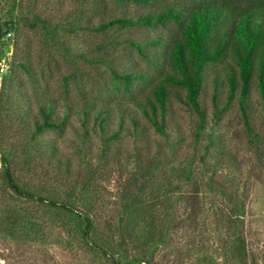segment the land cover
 Segmentation results:
<instances>
[{"label":"trees","instance_id":"trees-1","mask_svg":"<svg viewBox=\"0 0 264 264\" xmlns=\"http://www.w3.org/2000/svg\"><path fill=\"white\" fill-rule=\"evenodd\" d=\"M115 1L148 4L158 0ZM104 12L98 15L97 32L174 23L177 31L170 39L161 35L123 38L140 56L159 63V77L154 79L148 73L117 72L111 68L113 80L121 81L126 89L136 81L150 84L149 93L142 101L135 102V110L128 114V120L119 114L117 129L113 131H106L114 118L110 109L96 99L82 98L76 111L65 102L64 113L55 117L54 100L44 96L38 100L40 118L35 120L20 152L28 167L32 161L29 157L33 158L34 153L45 154L43 158L46 166L55 172L56 184L44 189L37 187L30 177L16 174L12 158L17 155L10 150L8 141H0V204L6 216L0 217V224L6 225L11 237L38 240L46 237L47 226L60 228L64 232L59 237L61 244L77 255L88 256L86 261L93 264H163L159 252L172 246V234L179 233L178 239L188 240L189 245L185 233L202 232L206 223L210 225L205 217H212L214 222L216 219L220 222V232L224 233L222 248L231 263L250 264L243 233V192H239L236 183L223 184L216 179V171L207 168L209 164L214 168L223 165L239 172L238 161L229 151L225 153L227 150L217 145L209 133L201 153L195 151V146L207 128V115L200 103L207 82L213 88V121H220L236 102L250 142L257 143L259 135L252 126L251 87L255 82L264 103V0L165 1L160 3L158 11L134 16H106ZM21 21L54 40L56 31L49 27L47 20L37 15L30 18L28 14ZM14 25L12 19L3 20L0 15V47L2 38ZM1 58L0 48V64ZM19 64L30 74L27 64ZM12 68L8 73H0V109L5 103L4 112H23L21 105H8V93L15 81ZM222 87L227 89L223 103L219 99ZM172 99L185 104L196 116L191 151L181 149L186 145L183 130L172 116ZM73 112L82 117L84 135L90 116L93 127H100L101 160L105 156L120 157V143L127 136L134 138L135 148L141 147L143 157L140 159L134 154L129 174L120 186L116 217L102 220L97 217L95 169L87 166L83 174L73 170L70 157L61 158L56 145L43 138L46 131H62L71 124ZM169 127L177 134L175 139L170 137ZM150 129L162 136L164 142L152 137ZM209 156H215L212 163L207 161ZM71 176L74 178L70 179ZM21 201L39 207L44 217H25L26 213L15 209ZM171 264L181 262L176 259Z\"/></svg>","mask_w":264,"mask_h":264},{"label":"rangeland","instance_id":"rangeland-1","mask_svg":"<svg viewBox=\"0 0 264 264\" xmlns=\"http://www.w3.org/2000/svg\"><path fill=\"white\" fill-rule=\"evenodd\" d=\"M165 1L191 2L158 0L148 4H136L115 0H0L1 18L12 19L15 22L10 36L5 35L2 38L3 44L0 47L1 63L3 62L5 67L3 73H8L13 66L11 74L15 80L8 93V105L11 107L14 103L23 107V112L17 110L4 112V103L0 109V141H8L11 145L10 150L17 155L16 158H12V168L16 174L30 177L29 180L34 181L40 188L51 189L56 184L55 172L46 166L43 158L45 154L34 153L33 158L29 157L32 161L28 167V164L24 163V155L20 152L21 145L29 138L28 135L34 128L35 120L40 118L38 100L43 96L54 100L56 112L54 117L64 113L65 102L72 105V111H76L82 98H88L103 102L110 109V115L114 118L106 131L117 129L119 114L122 113L125 121L128 120V114L135 110V102L142 101L149 93L150 84L136 81L126 89L121 81L113 80L111 68L117 72H144L156 79L159 77L157 67L159 63L150 62L140 56L136 50L123 42V38L139 39L161 35L164 39H170L175 35L177 27L169 22L154 27L141 26L126 30L113 28L108 32L113 35L110 36L108 33L95 31L99 24L98 15L102 11H105L106 16H134L152 10L158 11L160 3ZM28 14L30 18L37 15L47 20L49 27L56 31L54 40H50L48 34L25 26L21 20ZM20 62L27 64L31 75L20 67ZM226 94V87H222L219 91L221 103L225 101ZM212 95L213 88L207 82L200 95L201 106L207 115V128L202 134L201 142L196 144L195 151L201 153L202 143H206V136L209 133L217 145L227 150L225 153L229 151L238 161L239 172L235 170L233 172L232 167L223 165L214 168L209 164L207 168L216 171L217 180L225 185L229 182L236 183L239 192H243L245 202L243 233L250 264L252 262L264 264V103L253 82L252 126L259 135L255 146L250 142V135L236 102L220 121H213ZM172 109V116L183 130L186 146L181 149L191 151L194 148L192 135L196 126V116L185 104L175 99H172ZM138 116L141 120V115ZM81 121V115L73 112L71 124L62 131H46L43 138L56 145L61 158L70 157L73 170H80L83 174L87 172V166L93 171L95 169L93 177L96 185L94 199L97 217L101 220L116 217L114 211L119 204L120 186L129 174L134 154L137 153L140 159L143 157L141 147L135 148L134 138L127 136L120 143L122 148L120 157L105 156L101 160L99 156L103 144L100 127L98 125L93 127L90 116L87 123L88 131L84 135ZM142 121L145 122L144 118ZM168 132L172 139L177 137L170 127ZM150 135L164 142V138L154 134L152 129ZM113 155L111 151V157ZM213 159L215 156H209L207 161L212 163ZM167 172L169 173V170ZM73 178L74 176L70 177ZM17 204L15 209L26 213L25 217H44L40 208L32 203L21 201ZM0 207L2 208L0 217H6L1 212L3 205L0 204ZM205 219L211 226L206 223L200 233L198 231L185 233L184 237L189 239V245L186 242L188 240L178 239L179 233L172 234V246L159 252L163 264H171V261L175 262L176 259L181 264H232L222 248L224 233L220 232L219 220L216 219L219 222L217 223L212 217ZM45 231L44 240L11 237L6 225L0 224V264H93L86 261L88 256L81 253L77 255L70 251L68 246L61 244L59 237H63L64 232L60 228L47 226Z\"/></svg>","mask_w":264,"mask_h":264},{"label":"built area","instance_id":"built-area-1","mask_svg":"<svg viewBox=\"0 0 264 264\" xmlns=\"http://www.w3.org/2000/svg\"><path fill=\"white\" fill-rule=\"evenodd\" d=\"M6 35L10 36V33H7ZM5 70V67L3 65V62L0 64V73H3Z\"/></svg>","mask_w":264,"mask_h":264}]
</instances>
